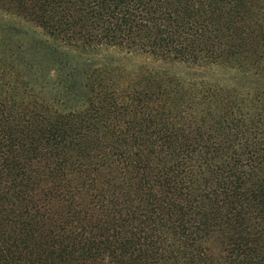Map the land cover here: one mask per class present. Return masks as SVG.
Returning <instances> with one entry per match:
<instances>
[{
  "label": "trees",
  "instance_id": "trees-1",
  "mask_svg": "<svg viewBox=\"0 0 264 264\" xmlns=\"http://www.w3.org/2000/svg\"><path fill=\"white\" fill-rule=\"evenodd\" d=\"M0 15L57 56L0 45V264H264V89L63 56L264 78V0H0Z\"/></svg>",
  "mask_w": 264,
  "mask_h": 264
},
{
  "label": "rangeland",
  "instance_id": "rangeland-1",
  "mask_svg": "<svg viewBox=\"0 0 264 264\" xmlns=\"http://www.w3.org/2000/svg\"><path fill=\"white\" fill-rule=\"evenodd\" d=\"M2 30H4V32ZM45 40L44 36L39 31L33 29V27L25 25L17 19L0 15V45L4 43L5 46L10 48L14 47V45H17L18 43L29 53L41 52L45 60L44 65L46 67H51V65H53V57L56 55L53 54V51H50L49 49L47 50L45 47ZM57 52L59 54V50H57ZM63 56L66 61L68 60L71 63H83L88 61L94 65L112 66L113 68L120 69V76L126 80L129 76L138 75L139 71L143 68L153 71L154 69L162 68L163 71H167L172 75L175 74L182 77L190 74L205 75L209 78V80L221 83L222 85L238 83L241 86L250 87H256L258 85L259 88L264 89V78L259 77L258 79H242L240 76L238 77L237 74L235 75L234 72L229 71V69L223 65L207 71L190 70L180 64H162L154 61L151 57L146 55L128 54L118 50L104 51L95 55H79L78 53L73 52L72 55L63 54Z\"/></svg>",
  "mask_w": 264,
  "mask_h": 264
}]
</instances>
